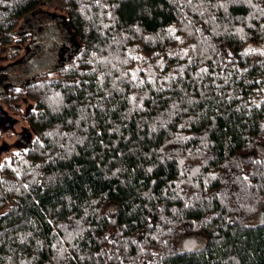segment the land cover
<instances>
[{
  "label": "trees",
  "instance_id": "obj_1",
  "mask_svg": "<svg viewBox=\"0 0 264 264\" xmlns=\"http://www.w3.org/2000/svg\"><path fill=\"white\" fill-rule=\"evenodd\" d=\"M37 21L67 53L0 69V264H264V0H0V50Z\"/></svg>",
  "mask_w": 264,
  "mask_h": 264
},
{
  "label": "rangeland",
  "instance_id": "obj_2",
  "mask_svg": "<svg viewBox=\"0 0 264 264\" xmlns=\"http://www.w3.org/2000/svg\"><path fill=\"white\" fill-rule=\"evenodd\" d=\"M47 22V21H46ZM45 23V21H44ZM38 27H41V30L35 35L32 36L31 42L28 44L30 52L26 55L27 57L23 59L17 58L12 59L9 57V52H7L6 48L0 50V69L3 67H16L21 74V77L29 78L31 73L35 70L47 69L49 66L54 65L59 56L62 57L66 55L67 49H65L61 44L58 46V43H61L62 40L59 39L61 36L55 39V34H62V31L59 29L54 31L49 30V25L46 28H43L44 24H41L40 21H37ZM29 36L25 38L24 43H22V47L25 43L28 42ZM58 42V43H57ZM21 48V46H18ZM18 48H12V51H15ZM20 53H24L22 49H19ZM19 54V53H18ZM64 59V57H63ZM52 69V68H51ZM17 76V75H16ZM17 79V78H16ZM18 80V79H17ZM33 106V102L27 99H23L21 102V107L23 112H28V110ZM1 107V104H0ZM8 119H10L9 126L6 124L4 127L0 125V158L3 159L5 157L10 156V151L18 148V134L20 132H27V122L25 118L17 113H9ZM30 136V135H29ZM24 140V136L22 137ZM251 157H263L264 156V144H257L254 152L251 153ZM176 248L179 250H190L201 248L206 244V239L201 234H186V236H182L174 242Z\"/></svg>",
  "mask_w": 264,
  "mask_h": 264
},
{
  "label": "flooded vegetation",
  "instance_id": "obj_3",
  "mask_svg": "<svg viewBox=\"0 0 264 264\" xmlns=\"http://www.w3.org/2000/svg\"><path fill=\"white\" fill-rule=\"evenodd\" d=\"M6 120H8V119H6ZM6 120H3V119L0 117V125H1L2 127H4V126L7 124V122H5Z\"/></svg>",
  "mask_w": 264,
  "mask_h": 264
},
{
  "label": "snow or ice",
  "instance_id": "obj_4",
  "mask_svg": "<svg viewBox=\"0 0 264 264\" xmlns=\"http://www.w3.org/2000/svg\"><path fill=\"white\" fill-rule=\"evenodd\" d=\"M202 71H207L206 69L205 70H202ZM133 79H135V73H133ZM142 83V82H141Z\"/></svg>",
  "mask_w": 264,
  "mask_h": 264
},
{
  "label": "water",
  "instance_id": "obj_5",
  "mask_svg": "<svg viewBox=\"0 0 264 264\" xmlns=\"http://www.w3.org/2000/svg\"><path fill=\"white\" fill-rule=\"evenodd\" d=\"M30 137H31V134H30Z\"/></svg>",
  "mask_w": 264,
  "mask_h": 264
}]
</instances>
